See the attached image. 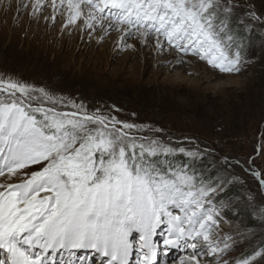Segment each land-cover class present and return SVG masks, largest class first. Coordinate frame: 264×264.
Segmentation results:
<instances>
[{
  "label": "snow or ice",
  "instance_id": "obj_1",
  "mask_svg": "<svg viewBox=\"0 0 264 264\" xmlns=\"http://www.w3.org/2000/svg\"><path fill=\"white\" fill-rule=\"evenodd\" d=\"M51 6L54 13L61 8L68 13L67 24L83 18L84 26L94 29L107 21L110 29L122 28L121 40L138 35L146 43L155 37L158 50L165 47L163 36L168 46L191 52L222 73L241 71V51L237 46L233 53L236 37L230 26L237 10L261 19L248 0H51ZM27 7L19 0L17 11ZM31 7L34 16L40 0ZM60 103L42 88L0 77V177H5L0 264H85L77 254L81 250L98 253L104 264H156L153 238L165 224V247L193 250L180 264H205L200 257L208 255L216 260L207 264H230L217 255L231 249L230 237L223 247L210 238L220 213L205 204L211 205V194L231 181L198 175L193 165L203 153L137 135L162 129L99 109L90 113L74 102L69 103L75 111H60ZM177 153L191 163L173 167L169 157ZM252 175L264 188L260 172ZM14 176L19 182L8 183ZM262 254L255 251L236 264H252Z\"/></svg>",
  "mask_w": 264,
  "mask_h": 264
},
{
  "label": "rangeland",
  "instance_id": "obj_2",
  "mask_svg": "<svg viewBox=\"0 0 264 264\" xmlns=\"http://www.w3.org/2000/svg\"><path fill=\"white\" fill-rule=\"evenodd\" d=\"M33 1L26 0L28 7L18 12L19 0H0V77L61 98L56 105L60 111H75L69 102L90 113L99 109L122 121L163 130L137 135L159 137L172 147L203 153L193 165L197 174L213 180L223 175L231 181L223 191L211 194V205L205 204L220 213L210 238L223 247L230 237L231 249L217 255L236 264L264 250V188L252 175L256 170L264 179V0H248L260 20L240 9L232 17L231 28H242L246 36L233 45V53L237 46L241 51L239 73H222L197 55L168 46L163 36L165 47L158 50L156 41L141 43L138 35L121 40L122 28L103 32L95 24L90 29L83 18L67 24L63 8L55 12L53 21L51 0H45L46 5L33 16ZM132 31L136 33L135 28ZM225 158L228 163L223 162ZM169 160L173 167L191 163L180 153ZM11 179L7 182H19L18 177ZM3 182L5 177H0ZM171 210L183 215L179 209ZM158 231L166 235L167 225ZM181 251L183 257L193 250L184 245ZM200 259L207 264L216 256ZM180 260L171 256L165 264ZM252 264H264V254Z\"/></svg>",
  "mask_w": 264,
  "mask_h": 264
},
{
  "label": "bare ground",
  "instance_id": "obj_3",
  "mask_svg": "<svg viewBox=\"0 0 264 264\" xmlns=\"http://www.w3.org/2000/svg\"><path fill=\"white\" fill-rule=\"evenodd\" d=\"M26 0H24V2H25ZM33 3H35V0L33 1ZM40 3H41V7L40 8H42L44 5H46V2H45V0H40ZM57 4H59V0H57ZM48 6H50V5H48ZM107 12V11H106ZM51 13V12H50ZM55 13L53 12V15H54ZM68 14V13H67ZM107 14V13H106ZM102 30H104L103 32H106V31H108V27H107V21H104V23H103V27L101 28ZM123 32V31H122ZM154 42V41H156L155 39L153 40L152 38H148L147 39V42ZM151 44V43H150ZM13 178V177H12ZM10 180H12V179H10ZM158 231V230H157ZM159 232V231H158ZM160 233V232H159ZM157 234V236L156 237H154L153 239L157 242V244H158V251H157V257H158V259H156V264L158 263V264H165L166 263V261L169 259V257L170 256H177V257H181L182 258V251H181V249H182V247H178V250H175V248H174V250H169V255L167 254V252H165L166 250H168V249H165V247L163 246V243H162V241H160V242H158V239L157 238H160V237H162L163 238V236H166V235H160V234ZM161 248H163V249H161ZM89 251H92V250H81L80 252H78L77 254L78 255H81V256H84L86 259H85V264H104L103 262H102V260H99L98 258H97V256H95V254H97V253H95V252H89ZM178 251V253L177 254H175V252H177ZM83 252V253H82ZM87 252V253H86ZM90 254H91V256H90ZM167 256H166V255ZM185 256H188V255H185ZM185 256H183V257H185ZM95 257V258H94ZM135 257V256H134ZM180 264V263H179Z\"/></svg>",
  "mask_w": 264,
  "mask_h": 264
},
{
  "label": "trees",
  "instance_id": "obj_4",
  "mask_svg": "<svg viewBox=\"0 0 264 264\" xmlns=\"http://www.w3.org/2000/svg\"><path fill=\"white\" fill-rule=\"evenodd\" d=\"M234 23H232V25H233ZM237 26L236 25H233V30H234V32H233V34L235 35V36H238V38H236V40H235V44L237 45V44H240L241 42H243L244 41V39H246V36H245V33H244V31L242 30V28H240V27H238L237 29ZM240 31H241V34H240ZM235 32L237 33V34H235ZM170 160H172V161H174L175 160V158H171ZM175 163H172V166L174 165Z\"/></svg>",
  "mask_w": 264,
  "mask_h": 264
}]
</instances>
